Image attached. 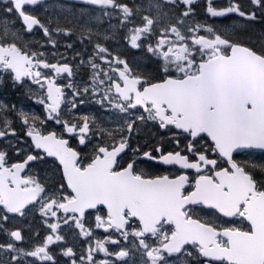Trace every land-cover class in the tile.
<instances>
[{
    "label": "flooded vegetation",
    "instance_id": "obj_1",
    "mask_svg": "<svg viewBox=\"0 0 264 264\" xmlns=\"http://www.w3.org/2000/svg\"><path fill=\"white\" fill-rule=\"evenodd\" d=\"M4 1L0 5L10 6L14 10L20 0ZM21 1L22 12L34 16L35 4ZM62 2L75 10H92L89 6L81 5L79 0ZM262 4L264 8V0ZM46 33L41 27L33 34H28L16 14L0 17V47L8 53V56L0 58V155L38 157V152L26 139L27 130L40 136L54 134L56 139L66 143L67 149L78 154L81 168L94 160L103 162L105 166L104 163L109 162L111 155L117 152L112 172L129 167L134 175L144 179L174 178L185 173L188 180L184 196L192 193L197 187V180H200L197 188L199 193L203 190L218 193L228 204L234 203L236 197L230 194V190L236 189L231 186L234 183L230 180L232 170L205 137L193 139L191 134L178 133L151 116L150 123L144 118L147 112L142 110L132 111L140 115L133 122L134 136L124 132L123 117L118 112L124 107L131 111L128 109L130 104H125L121 97H114V94L122 93L123 97H129L121 91L131 88L130 81L124 80L120 73V66L126 62L123 59L124 43L119 36L108 35L102 41L96 30L91 35L86 28L77 25L74 29L69 26L62 28L59 35ZM76 33L86 35L80 41ZM104 43L108 49L105 54L99 52L104 49ZM93 45H98L94 53ZM21 56L29 60L30 65L27 64L21 71L27 72L26 76L18 78L12 66L17 65ZM54 66H67L70 72L68 75L56 74ZM143 81L142 88L148 85L146 80ZM47 82H54L62 89L63 113L59 111L51 115L45 97ZM142 88L139 86L138 89ZM168 155L185 158L191 169L184 171L175 166L161 165L159 161ZM47 161L53 168H58L53 160ZM6 163L8 165V161ZM29 173L26 177L32 179ZM238 203L237 213L231 218L222 217L200 204L185 210L186 219L206 221L220 231L252 234L250 223L243 218L245 205L250 200L246 198ZM163 227V230L170 229L173 232L172 226ZM218 243L227 245L223 238H218ZM9 245L0 244V258L4 259V264L11 263L8 258L10 255L7 251L3 252V248ZM12 247L15 248V245ZM219 264H234V261Z\"/></svg>",
    "mask_w": 264,
    "mask_h": 264
},
{
    "label": "water",
    "instance_id": "obj_2",
    "mask_svg": "<svg viewBox=\"0 0 264 264\" xmlns=\"http://www.w3.org/2000/svg\"><path fill=\"white\" fill-rule=\"evenodd\" d=\"M80 2L101 7L105 0ZM21 16L29 31L37 25L36 20ZM199 71L196 78L168 80L151 87L141 98L154 105L156 117L160 120L165 121L161 103L174 118L181 114L176 130L205 135L223 158L242 150L264 153V59L249 50L234 47L228 58L218 55L201 64ZM28 137L36 150L57 161L65 186L74 196L72 202L62 207V213H73L81 219L84 213L102 208L109 216V224L122 231L127 212L130 219L139 223L140 237L150 235L162 221H166L175 229L170 242L163 248L167 253H178L183 246L195 243L202 248L203 260L218 262L233 258L238 261L236 264L264 262V197L252 198L251 204L246 205L244 218L251 224L253 233L222 232L221 236L229 240L230 250H220L214 242L218 232L195 221H184L182 210L199 202L220 210L217 203L208 205V201L197 194L183 198L181 192L186 176L172 180H146L134 177L129 169L111 174L113 158L107 166L94 162L80 171L75 167L76 154L67 153L63 142L50 137ZM167 160L170 164H178L172 157ZM32 161L30 157L24 164L16 165L13 168L15 175L22 173L25 165ZM240 173L237 171L235 175L248 179ZM7 177V172L0 175V195L9 213L16 214L36 202V190L18 192L9 189ZM249 190L244 192L243 198ZM235 200L234 208L242 199Z\"/></svg>",
    "mask_w": 264,
    "mask_h": 264
},
{
    "label": "rangeland",
    "instance_id": "obj_3",
    "mask_svg": "<svg viewBox=\"0 0 264 264\" xmlns=\"http://www.w3.org/2000/svg\"><path fill=\"white\" fill-rule=\"evenodd\" d=\"M165 1L146 0L145 9L148 13L158 14L157 3ZM143 22V27L138 31L155 36L153 20L145 16ZM156 37L157 40L153 47L146 50L148 53H153L160 58L165 72L169 71L175 76L196 73V63L191 60L194 49L200 51L202 55L199 58H202L203 56L209 57L215 48L225 46L222 40L211 36L208 30L202 28H196L186 35L180 31L178 26H170L167 29L158 30ZM132 41L135 42V38ZM118 113L122 112L119 111ZM126 114V109H124L123 115ZM4 163L5 156L0 155V168L4 166ZM33 187L42 191L41 197L44 201L40 206L39 216L49 230V234L44 237L42 244H35L29 251L21 253L26 259L29 258L34 261L50 260L49 254H47L48 249L60 243L59 230L61 227L67 226L68 229H72L77 233L79 241L85 243L83 259L75 264H190L191 257L184 258L183 255L168 257L163 255L160 250L162 239L157 241L156 246L151 245L149 241H138L136 237L138 229H131V226L128 225L125 227L124 233L119 234L115 230H106L105 218L100 224H96L92 230L85 229L83 223H77L75 218H67L60 222L56 213L61 201L68 200L69 196H59L60 198L51 200L47 199L48 193L46 190L36 184ZM94 220H96L95 217ZM9 249L10 247L3 248V252ZM121 253L124 254L123 259L120 257ZM149 255H155L156 260L153 261L149 258Z\"/></svg>",
    "mask_w": 264,
    "mask_h": 264
},
{
    "label": "trees",
    "instance_id": "obj_4",
    "mask_svg": "<svg viewBox=\"0 0 264 264\" xmlns=\"http://www.w3.org/2000/svg\"><path fill=\"white\" fill-rule=\"evenodd\" d=\"M212 5V7H211ZM241 13H251L256 16H249L246 19H240L243 28L242 31L235 32L236 40H238L243 45L251 48L255 52L264 55V17L263 12L260 7L256 9H248L242 5ZM253 8V6H250ZM213 4L209 0H199L192 4L191 7L180 11V15L183 19L193 25H208L212 28H224L226 25L222 21L212 15ZM237 29V28H236ZM241 29V28H240ZM124 51H127L126 49ZM160 66L159 63H156L155 68V79L160 78ZM247 156H242L244 158H239V163L243 166V168L255 178V180H263L264 179V154L261 153H245ZM51 183L58 186L63 190L62 182L60 180L59 175H55L51 173ZM32 220L30 224L27 223L28 228V240L31 238H35L39 233H41V227H39L38 220L33 217L29 218ZM36 264V263H32Z\"/></svg>",
    "mask_w": 264,
    "mask_h": 264
}]
</instances>
